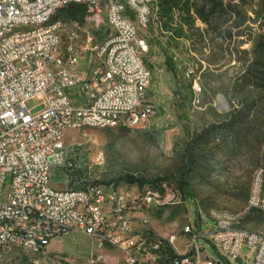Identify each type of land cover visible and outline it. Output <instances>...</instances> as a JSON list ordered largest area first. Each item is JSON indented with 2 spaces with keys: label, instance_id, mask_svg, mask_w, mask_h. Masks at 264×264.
Here are the masks:
<instances>
[{
  "label": "built area",
  "instance_id": "obj_1",
  "mask_svg": "<svg viewBox=\"0 0 264 264\" xmlns=\"http://www.w3.org/2000/svg\"><path fill=\"white\" fill-rule=\"evenodd\" d=\"M71 4L86 6L88 14L104 7L105 34L88 31L79 47L80 23L61 15ZM156 18V0H0V252L18 247L34 255L35 264H75L51 244L81 232L92 240L81 264L104 261L106 243L124 254L125 264H161L163 248L178 252L191 235L192 252L166 264L229 262L204 254L203 234L231 258L241 259L247 247L254 264H264V233L245 228L241 214L229 209L212 211L210 229L198 232L187 224L167 243L150 241L147 213L176 202V191L165 181L159 187L136 183L131 190L89 180L86 154L65 141L72 128L138 127L154 114L152 72L144 60L149 44L140 30ZM33 98L44 105L34 114L28 108ZM57 170L67 174L63 188L52 185ZM249 206L264 210V161Z\"/></svg>",
  "mask_w": 264,
  "mask_h": 264
},
{
  "label": "rangeland",
  "instance_id": "obj_2",
  "mask_svg": "<svg viewBox=\"0 0 264 264\" xmlns=\"http://www.w3.org/2000/svg\"><path fill=\"white\" fill-rule=\"evenodd\" d=\"M194 4L191 15L175 9L169 28L156 18L140 30L149 44L144 60L152 72L148 98L155 112L150 119L132 128H72L65 138L67 144L81 147L92 164L89 180L133 190L136 183L128 181V176L152 182L163 178L157 187L165 181L176 191V202L147 213L146 228L152 242L167 243L170 233H183L187 224H194L198 232L210 229L215 209L239 213L245 228L264 233V210L249 206L256 170L264 161V60L254 53L264 34L260 1L194 0ZM61 15L71 21L67 8ZM80 25L79 47L85 44L88 31L95 34L96 28L105 29V8L88 14ZM176 29H183L181 36L173 33ZM43 107L39 98L28 103L32 114ZM196 136L199 139L188 175L191 197L185 198L179 187L180 173L186 163L187 144ZM99 156L103 157L101 163L96 162ZM66 183L65 171L53 173V187L63 188ZM4 191L2 186L0 199ZM198 242L205 247L204 254L228 257L226 264H254L255 255L247 247L241 259H234L203 234ZM190 243L188 235V240L178 245V252L167 247L176 254H190ZM51 247L81 264L92 240L77 232L53 240ZM102 252L105 258L100 264H125L124 254L115 246L106 243ZM33 258L18 247L0 252V264H35ZM168 262L166 257L160 260L161 264Z\"/></svg>",
  "mask_w": 264,
  "mask_h": 264
},
{
  "label": "trees",
  "instance_id": "obj_3",
  "mask_svg": "<svg viewBox=\"0 0 264 264\" xmlns=\"http://www.w3.org/2000/svg\"><path fill=\"white\" fill-rule=\"evenodd\" d=\"M262 13L264 15V0H259ZM156 2L159 4V19H162V25L163 27L169 28L170 19L173 18V12L175 9H182L185 10V12L188 15H191V10L195 6L194 0H156ZM68 9V16L70 19L76 20L79 23L83 24L86 21V17L88 15L87 8L84 5L78 4V5H69L66 7ZM264 21V16H263ZM98 31L95 32V35ZM177 36H181L183 33V29H176L174 32ZM105 34V33H104ZM261 40H258L254 47V53L260 58L264 60V34L260 38ZM148 65V64H147ZM149 67V65H148ZM199 137L196 136L195 138H192L188 144H187V156H186V163L180 173V180H179V187L184 195L185 198L191 197L190 194V185H189V173L192 169V165L194 163V153L195 148L197 145ZM128 181L138 184H143L145 182H148L155 187L159 184V182L162 181L163 178H156L155 180L148 181V179L144 178H137L134 176H128ZM98 182V181H96ZM163 255H166L169 260L175 258L178 256L171 248H163L160 251Z\"/></svg>",
  "mask_w": 264,
  "mask_h": 264
},
{
  "label": "crops",
  "instance_id": "obj_4",
  "mask_svg": "<svg viewBox=\"0 0 264 264\" xmlns=\"http://www.w3.org/2000/svg\"><path fill=\"white\" fill-rule=\"evenodd\" d=\"M86 19H87V17H86ZM105 30H106V25H105V29H102L101 27L96 28V31H98L97 34L99 36L103 35L105 33Z\"/></svg>",
  "mask_w": 264,
  "mask_h": 264
}]
</instances>
